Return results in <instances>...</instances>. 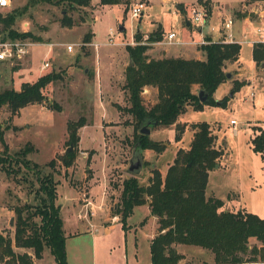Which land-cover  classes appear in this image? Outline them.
I'll return each mask as SVG.
<instances>
[{
	"label": "rangeland",
	"instance_id": "obj_1",
	"mask_svg": "<svg viewBox=\"0 0 264 264\" xmlns=\"http://www.w3.org/2000/svg\"><path fill=\"white\" fill-rule=\"evenodd\" d=\"M139 1L146 3L142 21L141 16L133 17L131 13L132 5ZM176 1H182L177 3L182 6V10H179ZM27 3L28 0H11V5L2 11L22 8ZM64 6L39 3L30 6L18 19L15 28L30 31L41 39H23L32 43L30 53L22 59L0 62V91L16 89L26 81L34 82L52 70L61 72L63 77L44 89L46 97L43 102L29 105L24 112L21 111L23 115L18 119L9 106H2L0 131L5 129V140L11 154L24 149L29 143L32 151L27 157L45 165L68 151L73 144H69L68 124L84 116L87 125L79 130L80 142L73 144V150L78 153L76 162L70 168L59 165L60 174L56 173V178L61 181L58 201L62 204L61 215L65 220L71 262L151 264V237L152 233H158L159 228L157 219H152L147 207L138 206L134 209L128 218L127 229L121 221H112L121 201L122 182L131 175L128 167L134 147V122L132 115L125 110L129 99L123 87L126 67L132 62L127 45L133 39L136 40L135 33L139 27L143 32L149 31L152 34L155 21H161L166 31L175 30L178 34L176 40H180L181 31L188 28L192 35L195 32L194 36L199 42L201 36L196 33L197 30L193 25L187 27L186 24L190 9L192 6H204L211 15L215 6L211 0L208 3L206 0H149V3L147 0H123V3L111 6L92 0L90 6L74 11H67ZM64 14L75 18L77 24L72 28L64 27L61 24ZM244 15L249 16L251 27L264 28L263 1L248 6L241 3L231 11H225L222 20L233 18L234 22L243 21ZM82 16L85 22L81 20ZM213 24L204 26L205 39L211 37L210 32L218 36V31H211V28H219L222 23L219 21ZM122 26L125 31L120 30ZM111 29L115 33L114 44L109 40ZM91 30L95 32L94 39L84 44L83 38ZM254 30L249 28L244 31L240 54L241 71L239 67L233 71L240 72L243 86L233 93L232 76L231 82L226 79L214 93L215 99L217 96L220 97L219 101L227 100L226 105H205L201 110L187 107L179 117L183 120L180 123L186 124L180 138L177 137L175 126L150 128L152 139L165 143L166 149L160 153L154 150L144 152L148 165L138 175L143 184L148 182L155 167L165 174L179 148L189 146L194 136L192 123L207 121L226 140L225 146L229 151L227 166L211 173L210 186L215 189L216 195L211 189L208 195L226 199L229 193H239L240 204L247 211L264 218V157L252 147V138L258 133L255 128L261 127L262 123L264 125V70L258 67L253 57V39L258 37ZM143 32L142 35L145 34ZM195 38L187 36L185 40L193 41ZM224 39L220 37L217 40ZM69 44L74 45L73 51H68ZM201 45L197 44L198 47ZM167 46L185 45L167 43ZM45 60L50 62V67L46 69L42 68ZM226 70L229 67L226 66ZM112 78L119 87V93L114 96L102 91L109 87ZM153 94L149 89L144 90L143 96L148 106L157 101V96ZM107 116H112V119ZM232 119L237 121L234 128L230 127ZM0 149H5L1 140ZM44 171L53 172V169L44 167ZM97 174L100 176L96 178ZM22 175L36 179L28 169L23 168L18 175L7 174L0 165V230L6 235L14 232L16 214L13 208L25 201L35 202L34 194L29 193L30 185L22 179ZM37 186L35 182V188ZM90 195L96 204L95 214L91 220L79 218V208L75 206L91 201ZM76 196L78 199L74 201V206ZM106 196L107 204L99 205L105 203ZM229 198L235 201L237 195H230ZM229 206L228 209L231 208ZM89 208H92V204H89ZM106 214L111 218L109 221L105 220ZM89 222L93 224L92 228ZM250 244L254 243L250 241ZM175 248L183 255L179 264L215 263L214 254L203 247L176 244Z\"/></svg>",
	"mask_w": 264,
	"mask_h": 264
},
{
	"label": "trees",
	"instance_id": "obj_2",
	"mask_svg": "<svg viewBox=\"0 0 264 264\" xmlns=\"http://www.w3.org/2000/svg\"><path fill=\"white\" fill-rule=\"evenodd\" d=\"M99 1L105 6L123 3V0ZM257 1L264 2L248 0L249 3ZM91 2L28 0L22 8L6 12L0 9V40L41 39L30 31L15 28L18 19L32 5L57 3L64 4L67 11H74L90 6ZM81 20L86 21L84 16ZM61 24L72 28L77 20L64 14ZM93 36L92 30L87 32L84 44L90 43ZM162 36V30L157 29L150 34V42L161 40ZM142 38L141 31L135 33L137 41ZM149 47L150 44L127 45L133 65L129 64L125 72L123 87L129 99L125 110L132 115L134 122V146L138 144L141 152L151 149L160 153L166 149V144L152 139L150 134L141 133V129L175 126L180 138L186 124H181L179 117L187 107L201 110L205 105H226L227 100H216L214 93L227 79L228 63L238 61L242 45L239 42L213 41L207 37L201 45L206 54L204 60L149 58L146 54ZM253 57L258 65L264 63L263 42L254 44ZM62 77L61 72L52 70L34 82L22 83L19 90L10 88L0 91V108L7 105L13 114L18 115L22 108L43 102L46 97L44 89ZM243 84V81L234 80L232 92L235 93ZM147 87L157 89V101L149 106L143 96ZM201 90L208 94L204 102L199 95ZM85 125L84 116L68 124L69 144L80 142L79 130ZM191 126L194 131L192 141L188 148L177 151L165 174L155 167L146 184L136 174L123 180L121 201L115 215L120 216L127 229L128 218L134 209L145 204L150 206L151 215L157 218L159 228L151 240V264H179L183 255L175 248L176 244L197 245L210 250L214 254V264H264V218L244 209L226 210L224 200L207 194L210 171L215 169L225 151L217 145V136L209 122H195ZM255 129L258 133L252 138V147L264 157V129ZM0 140L5 148L3 151L0 149L1 168L7 174L15 175L24 168L36 176L34 180L22 175V179L30 185L29 193L34 194L35 202L25 201L13 208L16 214L13 236L0 230V264H35L34 258H41L46 249L50 250L56 264H70L64 220L58 203L61 181L56 178V173L60 174L59 165L70 168L75 164L77 150L65 151L41 165L27 157L32 151L29 143L24 149L11 154L5 140V129L0 131ZM145 165H148L146 161ZM44 167H50L53 172H45ZM35 182L38 183L36 188ZM251 238H256L261 245H251Z\"/></svg>",
	"mask_w": 264,
	"mask_h": 264
},
{
	"label": "crops",
	"instance_id": "obj_3",
	"mask_svg": "<svg viewBox=\"0 0 264 264\" xmlns=\"http://www.w3.org/2000/svg\"><path fill=\"white\" fill-rule=\"evenodd\" d=\"M148 1V3H149V0H147ZM212 1V4L215 6V9L212 11V13H211V15L210 14H208V24H211V23H214L213 25H215V24H217V23H219V21H220V23H222L221 24V26L219 27V30H218V36L217 37H215L214 36V34H213V32H210V36H211V38H213L214 40H217V39H219L220 37L223 39V38H226V35H225V33L223 32V29H222V27H223V23H224V21H226L228 18H226V19H223L222 20V16L225 14V11H229V9H230V11L232 10V8H234V7H236V6H238L239 4H243L244 6H248V4H251V3H249L248 2V0H229V1H224V0H211ZM179 2H182V1H176V5H177V3H179ZM148 5V4H147ZM224 6V7H223ZM226 6V7H225ZM230 13V12H229ZM144 15H145V10H144V12H143V14L141 15V20L140 21H142L143 19V17H144ZM188 20V19H187ZM186 20V21H187ZM222 20V21H221ZM95 21V20H94ZM188 22V21H187ZM155 28L153 29V30H151V31H155V29L157 30V29H161L162 30V32H163V36H162V39L161 40H158V41H153V42H150L149 44H150V47H149V49L147 50V52H146V54L148 55V57L149 58H155V59H158V58H163V57H183V58H187V59H189V58H195V59H202V60H204V59H206V54H205V52L201 49V47H198L197 46V44H200V43H202L203 44V41H206V37H205V34H204V32L202 31L201 32V30H197L196 31V33L198 34V35H200L201 36V41H197L196 40V38H195V36H194V33H193V35H192V33H190V31H189V29L188 28H184L182 31H181V39L180 40H176V38L178 37V34H177V37L175 38V40L177 41V42H179V43H174V44H179V45H185V46H167V43L169 44V43H171L168 39H167V34L169 33V32H171V31H175V30H173V29H171L170 31H166V28L164 27V25H163V23L161 22V21H155ZM187 24V27H189L188 26V23H186ZM191 24V23H190ZM250 24H251V20H250V18H249V16L247 15H244V18H243V21H235L234 23H233V27H232V33H233V36H234V39H235V42H239V43H241V45H242V42H243V34H244V31H247L249 28L250 29H254L255 28V30H254V32L258 35V37L257 38H254L253 39V47H254V44L255 43H257V42H259V38H260V33L258 32V28L260 27H251L250 26ZM123 27V26H122ZM193 28H194V26H193ZM222 29V30H221ZM126 29H124V31H125ZM93 31V30H92ZM138 31H141V33L143 32L142 31V29L139 27L138 28ZM137 31V32H138ZM212 31V30H211ZM214 31H217V30H214ZM251 31V30H250ZM149 31H145V32H143V33H148ZM176 32V31H175ZM177 33V32H176ZM253 33V32H252ZM94 36H95V32H94ZM94 36H93V39H94ZM190 37L191 39L194 37L195 38V40L193 39V41H186L185 40V37ZM250 36H251V34H250ZM134 38V37H133ZM217 41H220V40H217ZM253 47H252V51H253ZM255 60V59H254ZM256 62V61H255ZM257 63V62H256ZM263 63H261V64H259L258 65V67L260 66L262 69L261 70H264V66L262 65ZM227 67H229V70H226L227 72H231V74H232V76H234V79L233 80H240V81H242L243 79L242 78H240L241 76H240V72L239 73H234L233 71H235L234 69H236L237 67H239L238 68V70H240V67H241V64H240V57H239V59H238V61H235V62H231V63H228V65H227ZM241 71V70H240ZM96 80H97V78H98V72L96 71ZM37 80V79H36ZM35 80V81H36ZM227 80L228 81H230L231 82V80L230 79H228L227 78ZM99 81H100V79H99ZM26 82H28V81H26ZM226 82V81H225ZM24 83V82H23ZM224 83V82H223ZM222 83V84H223ZM110 85H109V87H106V89H103L102 91H104V92H106V94H110V96H114V95H116V94H118L119 93V87H118V84L117 83H115L114 82V78H112L111 80H110V83H109ZM20 86L19 87H16V89L17 90H19L20 88H21V86H22V83H20L19 84ZM101 85H102V83H101ZM219 88V87H218ZM146 89H149V90H151V92H153L154 94H153V96H157V89L156 88H151V87H147ZM145 89V90H146ZM195 89L196 90H198V85H196L195 86ZM252 95H254L253 93H252ZM216 97V99H218V101H219V98L220 97H217V96H215ZM32 105V104H31ZM29 106V105H28ZM28 106H26V107H24V108H22L21 110H20V113H21V111H23L24 112V110H25V108H27ZM193 108V107H192ZM188 109V108H187ZM112 114V113H111ZM184 114V113H183ZM23 115V114H22ZM21 114H18L17 115V119L18 118H20L21 116H22ZM112 116H116V115H113L112 114ZM112 116L110 117H108L109 119L111 118L112 119ZM106 117V118H107ZM17 121V120H16ZM180 121H182L183 122V120H181L180 118H179V122ZM16 124H17V122H16ZM211 124V123H210ZM263 124V123H262ZM260 125L261 127H264V125ZM18 125V124H17ZM20 126V125H19ZM211 126H212V129H213V132H214V134L217 136V145L218 146H221L223 149H224V155H223V157L220 159V161H219V163H218V166H216L215 167V169L216 170H221L222 169V167H225V166H227V160H228V158H229V151H227V149H226V146H225V142H226V140L224 139L223 140V138H221V136L216 132V131H214V127H213V125L211 124ZM108 127H112V126H108ZM160 128V127H159ZM105 129V128H104ZM150 136H151V134H150ZM151 138H152V136H151ZM224 141V142H223ZM190 144V143H189ZM181 148H188V147H181ZM134 149H135V146L133 147V150H132V154H133V151H134ZM180 149V148H179ZM147 151H150L151 149H146ZM146 150H144V151H142V155H143V161L145 162L146 161V157L144 156V152L146 151ZM262 156V155H261ZM263 157V156H262ZM144 168V167H143ZM215 169H213V170H211L210 171V174H209V181H208V186H207V194H208V191L211 189V191L212 192H214V194L216 193L215 192V189H213V187L212 186H210L211 185V182H210V177H211V173H212V171H214ZM219 170V171H220ZM143 172V171H142ZM141 173V172H140ZM106 174V173H105ZM136 175H139V174H136ZM100 175H96V178L97 177H99ZM94 180H97L98 181V179H94ZM107 186H108V184H107ZM107 186H106V188H107ZM76 190V189H75ZM107 190V189H106ZM76 192H77V190H76ZM234 194H236L237 195V200H231V198H229V196L231 195V196H233ZM216 195V194H215ZM214 195V196H215ZM90 197H91V195H90ZM216 197V196H215ZM219 198V197H218ZM76 199H78L77 198V196L75 197V199L73 200V205H74V201L76 200ZM94 198L93 197H91V202H92V208H90L92 211H94V214H95V210H94V207L96 206V204L92 201ZM222 200H224V202H225V204H224V207H225V209L226 210H239V209H244V210H246L247 211V209L243 206V205H241L240 204V202H239V200H240V194L239 193H235V192H233V194H231V193H229L228 195H227V197H226V199H223V198H221ZM96 202V201H95ZM237 202H239V204L237 203ZM58 203H59V201H58ZM60 204V203H59ZM105 204H107V196H106V200H105V203L104 204H99V205H105ZM228 204H230V206L229 207H231V208H229L228 209ZM61 205V207H62V204H60ZM75 206V205H74ZM84 206V207H83ZM142 206H145V207H147V209H148V211H149V214H150V216H152V219H157L155 216H153V215H151V210H150V206L148 205H142ZM75 207H77V208H79V212H78V217H79V214H80V212L81 211H84L85 212V209L87 208L86 206H85V204L83 205V203L80 205V206H75ZM140 207V206H139ZM88 208H89V205H88ZM94 216V215H93ZM79 218H81V217H79ZM82 219H88V220H91L92 219V216H89V217H87V218H82ZM111 218L108 216V214H106V217H105V220L106 221H109ZM64 220V219H63ZM112 221H116V222H118V221H120V216L119 215H115L114 217H113V220ZM157 221V220H156ZM90 223V222H89ZM90 228H92V226H93V224L92 223H90ZM64 229H65V232H66V225H65V220H64ZM155 233V232H154ZM154 233H152L153 235H152V237H151V239L157 234H155L154 235ZM13 234H14V232L12 233V235L11 236H13ZM66 236H67V234H66ZM67 238H68V236H67ZM95 240H96V237H95ZM250 241L252 242V243H258L259 244V246L261 245L258 241H257V239L256 238H251L250 239ZM67 250H68V246H67ZM68 258H69V262H70V264H72V262H71V259H70V255H69V250H68ZM34 263L35 264H56V261H55V258L52 256V254H51V252H50V250H48V249H46L44 252H43V254H42V257L41 258H34Z\"/></svg>",
	"mask_w": 264,
	"mask_h": 264
},
{
	"label": "built area",
	"instance_id": "obj_4",
	"mask_svg": "<svg viewBox=\"0 0 264 264\" xmlns=\"http://www.w3.org/2000/svg\"><path fill=\"white\" fill-rule=\"evenodd\" d=\"M11 5V0H0V9L7 8ZM146 8V3L143 1H139L132 5L131 7V13L133 17H139L143 14L144 10ZM188 18L190 20L191 25L194 26L196 30H201V32L204 30V26L208 24V12L204 8V6H192L190 9V14L188 15ZM233 18H228L223 23V32L226 35V38L224 41L226 42H235L233 33H232V27H233ZM212 31L219 30V28L212 26ZM221 29V30H222ZM258 32L260 33L259 42L264 43V28L259 27ZM115 33L111 29L109 32V40L110 43H115L114 41ZM177 37V33L175 31H171L167 34V39L171 43H176L177 41L175 38ZM150 43V34L145 33L143 35V38L141 41L134 40L131 42V45H137V44H149ZM179 43V42H177ZM32 43H30L27 40H16V41H1L0 40V62L4 61H13L14 59H22L24 56L30 53V46ZM73 44H69L67 46L68 51H73ZM50 67V62L48 60H45L43 62L42 68L46 69ZM237 121L235 119L231 120V128H234L233 125H236ZM92 204L91 201L87 202L85 206ZM94 211H92L90 208H86L85 212L81 211L79 214V217L81 218H87L89 216H93Z\"/></svg>",
	"mask_w": 264,
	"mask_h": 264
},
{
	"label": "water",
	"instance_id": "obj_5",
	"mask_svg": "<svg viewBox=\"0 0 264 264\" xmlns=\"http://www.w3.org/2000/svg\"><path fill=\"white\" fill-rule=\"evenodd\" d=\"M177 7L179 8V10H182V6H179L177 4ZM187 21H188L187 22L188 25H190V20L188 19ZM124 29H125L124 27L120 28L121 31H124ZM130 65H133V62H130ZM262 65L264 66V63ZM227 78L228 79L232 78L231 72H227ZM199 95L201 97L202 102H204L208 99V94L204 90H201ZM150 132H151V129L148 127H143L141 129V133L150 134ZM72 150H73V144H71L70 147L68 148V151H72ZM216 166H218V164ZM143 167H144L143 155H142L141 150L138 149V144H136L135 149L133 151V154L129 160L128 170L131 174H139L143 170ZM12 221H13V219H12Z\"/></svg>",
	"mask_w": 264,
	"mask_h": 264
}]
</instances>
